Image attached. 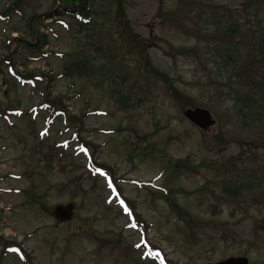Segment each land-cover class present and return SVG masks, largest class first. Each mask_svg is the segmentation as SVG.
Masks as SVG:
<instances>
[{"label":"rangeland","instance_id":"1","mask_svg":"<svg viewBox=\"0 0 264 264\" xmlns=\"http://www.w3.org/2000/svg\"><path fill=\"white\" fill-rule=\"evenodd\" d=\"M14 1L0 0V264H205L238 250L264 264V0H91L86 23L43 18L58 0L4 15ZM226 47L237 62L253 48L254 77L236 75ZM73 61L89 74L66 75ZM194 106L216 117L207 132L183 115ZM92 155L108 170L91 173ZM68 202L60 222L54 207Z\"/></svg>","mask_w":264,"mask_h":264},{"label":"trees","instance_id":"2","mask_svg":"<svg viewBox=\"0 0 264 264\" xmlns=\"http://www.w3.org/2000/svg\"><path fill=\"white\" fill-rule=\"evenodd\" d=\"M60 1V9H55V10H50L48 12H45L43 14V18H50V17H56V16H70L72 18H74L76 21L79 20H82L80 22L83 23V21L85 22H88L91 18V13H92V8H91V0H58ZM21 3V0H15L14 2H12L11 4H9L7 7H6V12L4 14L6 15H9L10 12H13V11H21V7H20V4ZM190 3H193L195 4L193 1H187V22L188 21H192L193 18H191V14L194 13V9L195 8H191L189 5ZM121 4V3H120ZM122 8L120 7L118 12H121ZM179 10H181V8L178 9L177 12H180ZM182 13V12H180ZM198 16L197 17H200L201 15L200 14H197ZM182 15L179 16L178 18V23H182L183 21L185 22L184 19H181ZM197 22V21H195ZM192 23V22H191ZM196 26V25H195ZM239 24H237L235 21H231L229 22V25L227 26H224L223 29H221V32L218 33V34H213L215 37L217 36L218 40L221 41V43H224L226 42V40H231L234 32L239 29ZM228 30L229 33H226L225 30ZM223 33V35H222ZM43 36V44L44 43H47V35L46 34H41ZM203 33H199V36L197 37L199 41H201V37H202ZM211 35V34H210ZM226 35H229V36H226ZM12 40H14V37L11 38ZM197 47V46H196ZM260 49V48H259ZM262 49V48H261ZM225 52H227V55H228V58H231L233 59L234 62H237L235 56H236V53H231L229 51H227V47L224 48ZM238 50L237 49V53H238ZM183 53H184V50H181ZM188 51H194V48H191L190 50H187ZM221 51V50H220ZM245 61L244 62H237L238 64L235 65V67L237 68V72H236V75L238 76H242L244 78V80L246 79H249L251 77H254V73L256 72V59L254 58L255 56V53H254V50L253 48H245ZM240 53V52H239ZM241 56H243L242 54H239ZM221 56V54H220ZM238 56V55H237ZM90 72V68H89V65L88 63L86 62H83V61H73L71 63H69L66 67H65V70H64V73L68 76H72V75H78V76H83V75H87L89 74ZM28 76H31L34 77V73H31L28 72L27 73ZM48 75V74H46ZM159 75L163 76L162 73H159ZM242 89V88H241ZM172 90V89H171ZM244 92H242V94L240 96H237L238 98H240L242 101H244L245 104H250V101H253L254 98L248 94V91H245V90H242ZM240 91L237 90L236 93H239ZM241 93V92H240ZM172 95L174 97H181L182 98V95H181V92L176 88V87H173V90H172ZM47 100V99H46ZM126 100H127V96L126 95H123L120 99L121 102L125 103L126 104ZM49 101V100H47ZM52 105L54 107H56V105H63L61 108H65L66 109V105L65 104H62V100L61 99H56L55 101L52 102ZM62 110V109H61ZM72 118L76 119V121H81V118L79 117H74L72 116ZM85 146L89 143H92L90 141H86L84 139H82L81 141ZM95 145V144H93ZM91 166H95L96 169H103L106 167L105 164H102L100 162H96V160H91ZM136 215V214H135ZM137 221H139V216L137 217Z\"/></svg>","mask_w":264,"mask_h":264},{"label":"water","instance_id":"3","mask_svg":"<svg viewBox=\"0 0 264 264\" xmlns=\"http://www.w3.org/2000/svg\"><path fill=\"white\" fill-rule=\"evenodd\" d=\"M184 115L195 125L199 126L203 130H207L211 125L215 123L212 113L205 107H187L184 110ZM73 203L58 204L54 213L56 218L60 220H69L73 213ZM210 264H249L248 259L245 257H230L227 260Z\"/></svg>","mask_w":264,"mask_h":264},{"label":"flooded vegetation","instance_id":"4","mask_svg":"<svg viewBox=\"0 0 264 264\" xmlns=\"http://www.w3.org/2000/svg\"><path fill=\"white\" fill-rule=\"evenodd\" d=\"M261 133H258L256 135V137H258V135L260 136ZM257 139V138H256ZM259 139H257V142H258ZM261 141V140H260ZM232 240L236 239V238H230ZM264 239V238H263ZM230 257H247L248 258V262L249 264H253V262L251 261L250 257L248 256V254L246 253V251H242V250H238V251H232V252H228V253H225L224 255H222L220 258H218L217 260H214V261H207L205 264H210V263H213V262H218V261H224V260H227L229 259Z\"/></svg>","mask_w":264,"mask_h":264},{"label":"snow or ice","instance_id":"5","mask_svg":"<svg viewBox=\"0 0 264 264\" xmlns=\"http://www.w3.org/2000/svg\"><path fill=\"white\" fill-rule=\"evenodd\" d=\"M137 247H139V245H137Z\"/></svg>","mask_w":264,"mask_h":264}]
</instances>
